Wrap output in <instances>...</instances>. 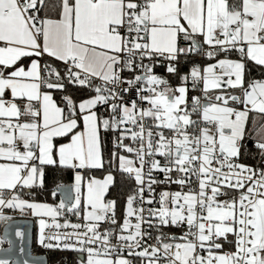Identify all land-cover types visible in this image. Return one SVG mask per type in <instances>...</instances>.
<instances>
[{
    "label": "snow or ice",
    "instance_id": "1",
    "mask_svg": "<svg viewBox=\"0 0 264 264\" xmlns=\"http://www.w3.org/2000/svg\"><path fill=\"white\" fill-rule=\"evenodd\" d=\"M248 62L264 67V0H0V222L30 210L38 245L79 264H264V125L247 128L264 80L245 85ZM46 165L72 170L70 204L20 197ZM114 171L132 183L119 217Z\"/></svg>",
    "mask_w": 264,
    "mask_h": 264
},
{
    "label": "trees",
    "instance_id": "2",
    "mask_svg": "<svg viewBox=\"0 0 264 264\" xmlns=\"http://www.w3.org/2000/svg\"><path fill=\"white\" fill-rule=\"evenodd\" d=\"M54 2V0H50ZM231 59H239L237 55L230 57ZM195 60L202 65L208 63V60L205 58L196 57ZM191 67V61L183 62L180 66V73L183 75L187 73L188 69ZM158 74L169 79L170 84L175 87L178 81L171 77L165 71L164 66H158ZM245 85L251 80H264V67L254 65L252 62H248L245 66L244 71ZM188 88V98L190 99L193 91ZM218 91V90H217ZM256 117L255 128H259L260 125L264 124V115L258 113H250L249 120L247 123L248 129H253L252 117ZM254 135L253 131H246L244 145L241 148V160L242 162L248 165H256L260 160V154L257 149L253 146L252 136ZM103 144L105 146V156L107 157V150L111 147L110 137L103 138ZM107 172V166L105 171L95 170L94 175L100 176L104 175ZM115 185L110 186L109 191L106 194V199H115L117 206V213L121 215L123 204L126 200L128 194H130L132 183L127 181L118 171L113 172ZM73 173L72 170H62L57 165L53 166H44V175H43V187H34L25 192V198L37 203H48L50 205H57L60 203V199L57 195H52V192L57 190V185L70 186L72 183ZM23 192V193H24ZM23 195V194H22ZM36 222L34 221L33 226V245H32V254L34 255H44L47 258V264H79L80 257L77 256L75 252H67L62 250H49V249H40L37 246V243L34 241L36 234L35 228ZM3 245V244H2ZM0 245V246H2Z\"/></svg>",
    "mask_w": 264,
    "mask_h": 264
},
{
    "label": "water",
    "instance_id": "3",
    "mask_svg": "<svg viewBox=\"0 0 264 264\" xmlns=\"http://www.w3.org/2000/svg\"><path fill=\"white\" fill-rule=\"evenodd\" d=\"M58 197L63 198L66 204H70L73 197L70 187L63 186L61 189L56 190ZM19 229L23 233L22 239L16 237V230ZM33 222L30 219H12L9 221L7 230L2 226L1 240L3 246L0 247V259L15 261L16 264H23L24 260H31L34 257H43L47 262L44 255L32 254V240H33ZM5 231L7 235L5 236ZM11 242V245L10 243ZM23 249V251H21Z\"/></svg>",
    "mask_w": 264,
    "mask_h": 264
},
{
    "label": "built area",
    "instance_id": "4",
    "mask_svg": "<svg viewBox=\"0 0 264 264\" xmlns=\"http://www.w3.org/2000/svg\"><path fill=\"white\" fill-rule=\"evenodd\" d=\"M200 58H201V57H200ZM202 58H203V57H202ZM214 62H215L214 60H213V61H208V63H214ZM199 64H200L201 66H203L201 63H199ZM190 68H191V67H190ZM190 68H189V69H190ZM189 69H188V71H189ZM154 70H155V72L158 74V72H157V70H158V66H157ZM188 71H187V72H188ZM217 71H218V70H217ZM158 75H160V74H158ZM187 87H189V88L191 89V91H193V94H192V95H194V94H199V91H198V90H196V91L193 90V86H192L191 81L188 82ZM126 98H127V97H126ZM193 118H195V117H193ZM125 142L127 143V141H125ZM164 187H167V186H164ZM160 190H161L160 188H157V192H159ZM171 190H177V189H176L175 186H172V189H171ZM130 192H131V191H130ZM145 195H147V193H145ZM73 196H74V195H73ZM3 214H4V215H7V216H10L11 218H15V219H23V220H27V219H31V218H33L30 212L20 213L19 211H14V210H11V209H4V210H3ZM117 216L119 217L118 213H117ZM64 219H68V220H70L71 222H76V217H75L74 215L68 214L66 211H65V215H64V216L58 218V220H59L60 223H63ZM46 220H50V219H46ZM102 228H103V226H102ZM101 230H102V229H101ZM46 231H47V230H46ZM61 231H65V229H61ZM167 231H168L169 234H172V233H176L177 235L179 234V233H178V230L175 229V228H169V229H167ZM53 243H55V242L53 241ZM39 246H40V245H39ZM40 247H41V246H40ZM41 248H43V247H41ZM52 250H57V249H52Z\"/></svg>",
    "mask_w": 264,
    "mask_h": 264
},
{
    "label": "crops",
    "instance_id": "5",
    "mask_svg": "<svg viewBox=\"0 0 264 264\" xmlns=\"http://www.w3.org/2000/svg\"><path fill=\"white\" fill-rule=\"evenodd\" d=\"M226 79V78H225ZM264 125V124H263ZM29 189H24V190H21V192L19 193V195H20V197L22 198V199H25V200H29V199H26L25 198V192L26 191H28ZM25 191V192H24ZM24 192V193H23ZM23 194V195H22ZM60 199V198H59ZM31 201V200H30ZM61 202V201H60ZM27 212H30L31 213V211L30 210H28ZM26 213V212H25ZM119 216H120V214H118ZM33 217V216H32ZM12 219H15V218H11V220ZM30 220H32V222H33V226H34V221L36 222L37 221V219L35 218V217H33V218H31ZM4 224H3V222H0V237H1V232H2V226H3ZM37 228H39V226H38V224H37ZM3 244V242H2V240H0V245H2ZM4 245V244H3ZM2 245V246H3ZM1 247V246H0ZM50 250H52V249H50ZM60 250V249H59ZM62 251H67V252H71V253H73V252H75V251H71V250H62ZM76 254H77V256L78 257H81V253H78V252H75ZM85 259H86V256L84 257Z\"/></svg>",
    "mask_w": 264,
    "mask_h": 264
},
{
    "label": "rangeland",
    "instance_id": "6",
    "mask_svg": "<svg viewBox=\"0 0 264 264\" xmlns=\"http://www.w3.org/2000/svg\"><path fill=\"white\" fill-rule=\"evenodd\" d=\"M259 114V113H258ZM257 139L259 138V137H256ZM105 175V174H104ZM104 175H100V176H96V178L97 179H103V176ZM107 194V193H106ZM72 195H74L73 193H72ZM36 219H38L37 217H35ZM45 219H50V218H45ZM35 228H36V234H35V237H34V241L37 243V236H38V231H39V228H37V223L35 224ZM0 240H1V237H0ZM32 242H33V240H32ZM37 246L39 247V248H41L39 245H38V243H37Z\"/></svg>",
    "mask_w": 264,
    "mask_h": 264
},
{
    "label": "bare ground",
    "instance_id": "7",
    "mask_svg": "<svg viewBox=\"0 0 264 264\" xmlns=\"http://www.w3.org/2000/svg\"><path fill=\"white\" fill-rule=\"evenodd\" d=\"M40 249H42V248H40ZM43 249H45V248H43ZM50 250V249H49Z\"/></svg>",
    "mask_w": 264,
    "mask_h": 264
}]
</instances>
